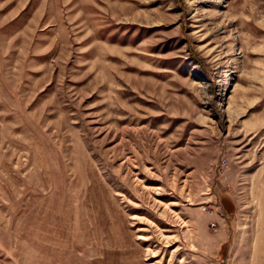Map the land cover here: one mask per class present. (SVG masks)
I'll list each match as a JSON object with an SVG mask.
<instances>
[{"label":"rangeland","instance_id":"1","mask_svg":"<svg viewBox=\"0 0 264 264\" xmlns=\"http://www.w3.org/2000/svg\"><path fill=\"white\" fill-rule=\"evenodd\" d=\"M0 264H264V0H0Z\"/></svg>","mask_w":264,"mask_h":264},{"label":"trees","instance_id":"2","mask_svg":"<svg viewBox=\"0 0 264 264\" xmlns=\"http://www.w3.org/2000/svg\"><path fill=\"white\" fill-rule=\"evenodd\" d=\"M229 243H230V239L228 238L224 240L220 245V253H222L224 256L226 254V250H227Z\"/></svg>","mask_w":264,"mask_h":264}]
</instances>
